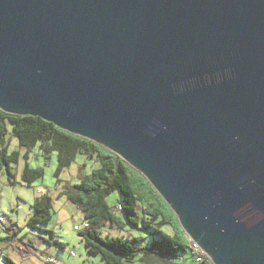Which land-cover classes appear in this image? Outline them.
Masks as SVG:
<instances>
[{"label": "water", "instance_id": "obj_1", "mask_svg": "<svg viewBox=\"0 0 264 264\" xmlns=\"http://www.w3.org/2000/svg\"><path fill=\"white\" fill-rule=\"evenodd\" d=\"M0 109L119 155L213 264H264V0H0Z\"/></svg>", "mask_w": 264, "mask_h": 264}, {"label": "trees", "instance_id": "obj_2", "mask_svg": "<svg viewBox=\"0 0 264 264\" xmlns=\"http://www.w3.org/2000/svg\"><path fill=\"white\" fill-rule=\"evenodd\" d=\"M11 137L17 141V149L9 150ZM35 147H38L45 162L50 153L56 152V184L60 183V174L71 165L77 153L98 163L90 172L82 173L76 182L67 183L60 194L82 211L83 219L89 226L78 234L86 252L99 256L101 264H187L190 261L213 264L206 255L201 261H195L191 241L176 214L144 175L119 155L39 116L13 114L0 109V172L4 171L11 183L14 181L11 166L21 160L20 176L24 183L30 185L43 176L42 167H31L29 164L30 150ZM115 191L118 193L117 203L122 205L120 211L114 208L116 212L107 202V196ZM51 208L50 195L37 197L31 204L32 213L26 225L48 233L53 243L64 248V244L54 237V232L46 228ZM107 225H116L121 230L128 225L140 234H103L102 230ZM3 226L8 233L9 225L6 223ZM166 226L171 228V233L165 230ZM7 239L8 235L0 237V241ZM4 260V264H17L7 256Z\"/></svg>", "mask_w": 264, "mask_h": 264}, {"label": "rangeland", "instance_id": "obj_3", "mask_svg": "<svg viewBox=\"0 0 264 264\" xmlns=\"http://www.w3.org/2000/svg\"><path fill=\"white\" fill-rule=\"evenodd\" d=\"M17 141L11 137L9 143V150L17 149ZM23 151V149H21ZM50 158L45 162L43 156L40 154L38 147L30 150L29 164L31 167H42L43 176L35 179L30 185H27L20 178L21 168L23 167V160L18 164L11 166V171L17 173L16 183L10 184L7 179V174L4 171L0 172V214L7 216L8 220L16 219L18 226L23 227L27 216L32 213V209L28 207L25 201L31 200L33 196L41 197L48 194L52 198L51 218L47 228L55 233L58 241L64 243V248H60L53 243V239L49 237L48 233L40 231L41 237L47 241L41 245L40 250L43 253L31 255L29 258H24L15 244L5 245L4 253L0 259V264H4V256L9 257L17 264H41L46 254L52 255L56 258L54 264H101L99 256H91L86 252L82 237L74 230V226L82 227L84 219L80 210L67 198L60 194L65 185L76 182L82 173L90 172V170L98 165L94 159L87 158L79 153L76 154L74 161L67 168H64L60 174V183L56 184L54 171L57 167L56 152L50 153ZM16 195H19V207L16 208L14 200ZM118 193L112 192L107 196V202L114 210V205L117 203ZM13 205L16 210H11ZM115 211V210H114ZM116 212V211H115ZM7 221V219H6ZM165 230L171 233V228L166 226ZM103 234L108 235H137L140 234L136 229L130 228L128 225L121 230L116 225L109 227L105 226L102 230ZM5 235L3 224H0V237ZM6 236V235H5ZM147 242V240H145ZM18 245V244H17ZM19 248V247H18ZM70 251L75 252L70 255ZM197 264V263H196Z\"/></svg>", "mask_w": 264, "mask_h": 264}, {"label": "crops", "instance_id": "obj_4", "mask_svg": "<svg viewBox=\"0 0 264 264\" xmlns=\"http://www.w3.org/2000/svg\"><path fill=\"white\" fill-rule=\"evenodd\" d=\"M11 140V139H10ZM30 159H31V157H30ZM29 159V160H30ZM21 170H22V168H21ZM21 174V173H20ZM17 177V173H13V183H16V178ZM20 178H21V176H20ZM7 179H8V177H7ZM8 182L10 183V184H12L9 180H8ZM61 192H62V190H61ZM60 192V193H61ZM19 195H16V198H15V200H14V205H15V207L16 208H18L19 207V203H18V201H19ZM36 199V196H33L32 198H31V200H29V201H25L26 202V204L28 205V207L31 209V204L33 203V201ZM2 200V196L0 195V201ZM10 209L11 210H13V209H15L14 207H13V205L10 207ZM79 209V208H78ZM16 210V214H17V209H15ZM80 210V209H79ZM80 212H81V215H82V217H83V213H82V211L80 210ZM29 217V215L27 216V218ZM6 219H7V221H6V223L10 226L11 224L12 225H14V226H16V232L15 233H10V234H12L11 236H9V239H7V240H4V241H0V249L2 250L1 251V253H0V259H1V257H2V255H3V253H4V249H5V245L7 246V245H11V244H15L16 245V247H15V249L17 248L18 250H19V252L21 253V255L26 259V258H29L31 255H33V254H37V253H43V251H41L40 250V248H41V245L42 244H44L46 241H43L42 240V238L43 237H41V233H40V231H38V230H36V229H30L27 225H26V220H27V218H26V220L24 221V224H23V227H19L18 226V221H17V218L15 219H11V220H8V217L6 216L5 217ZM5 223V224H6ZM4 227L5 226H3V229H4ZM47 228V227H46ZM5 231V230H4ZM8 232V231H7ZM5 235H8V233H6V231H5ZM2 236V237H6V236ZM34 236H39L38 237V239L37 238H35L36 240H34L33 238H34ZM41 237V238H40ZM54 237L56 238V236H55V233H54ZM29 239V241L27 242V243H25L26 241L25 240H28ZM57 239V238H56ZM58 240V239H57ZM60 242V241H59ZM18 244V245H17ZM64 244V243H63ZM19 247V248H18ZM41 264H43V260H42V263ZM187 264H196V263H193L192 261H190L189 263H187Z\"/></svg>", "mask_w": 264, "mask_h": 264}, {"label": "built area", "instance_id": "obj_5", "mask_svg": "<svg viewBox=\"0 0 264 264\" xmlns=\"http://www.w3.org/2000/svg\"><path fill=\"white\" fill-rule=\"evenodd\" d=\"M114 208L116 211H120L122 208V205L120 203H117ZM5 223H6L5 216L0 214V224H5ZM88 226H89L88 222H86L84 220L83 226L82 227L74 226V230H76L79 233V232L87 229ZM7 231H8V236H11L13 233L16 232V226L11 224ZM9 232L12 234H10ZM38 237L39 236H34L33 239L36 240L35 238L38 239ZM42 240L45 241V238L43 237ZM189 240L191 241V252H192V255H193L195 261L196 262L201 261L203 259V257L205 256V253L202 251V249L200 247L197 246V244L194 241H192L190 238H189ZM25 241H26L25 243H27L29 241V239L25 240ZM1 251L2 250L0 249V253H1ZM74 254H75V252L70 251V255H74ZM55 260H56V258L54 256L46 254L45 257L43 258V264H54Z\"/></svg>", "mask_w": 264, "mask_h": 264}]
</instances>
